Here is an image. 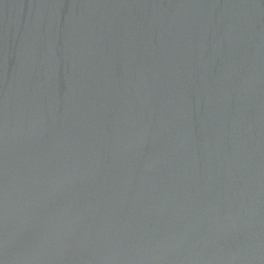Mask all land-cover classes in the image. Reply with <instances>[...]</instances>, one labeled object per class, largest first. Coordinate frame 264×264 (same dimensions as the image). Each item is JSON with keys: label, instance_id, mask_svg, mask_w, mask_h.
<instances>
[{"label": "water", "instance_id": "1", "mask_svg": "<svg viewBox=\"0 0 264 264\" xmlns=\"http://www.w3.org/2000/svg\"><path fill=\"white\" fill-rule=\"evenodd\" d=\"M0 264H264V0H0Z\"/></svg>", "mask_w": 264, "mask_h": 264}]
</instances>
